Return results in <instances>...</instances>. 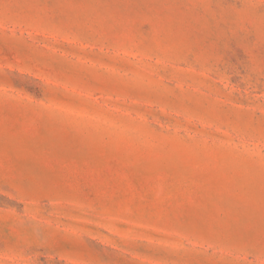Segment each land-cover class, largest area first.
Here are the masks:
<instances>
[{
    "label": "rangeland",
    "instance_id": "1",
    "mask_svg": "<svg viewBox=\"0 0 264 264\" xmlns=\"http://www.w3.org/2000/svg\"><path fill=\"white\" fill-rule=\"evenodd\" d=\"M0 264H264V0H0Z\"/></svg>",
    "mask_w": 264,
    "mask_h": 264
}]
</instances>
